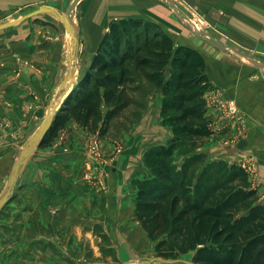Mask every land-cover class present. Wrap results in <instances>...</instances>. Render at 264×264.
<instances>
[{
  "label": "rangeland",
  "instance_id": "obj_1",
  "mask_svg": "<svg viewBox=\"0 0 264 264\" xmlns=\"http://www.w3.org/2000/svg\"><path fill=\"white\" fill-rule=\"evenodd\" d=\"M175 1L178 8L167 5L163 0H153V17L149 14L150 6L141 12L142 3L139 2L141 14L136 16L135 25L131 23L130 19H125L127 29L123 33V36L132 35V42H136L134 38L136 32L143 37L146 31L144 24L150 23L159 32H165L171 36L176 44H183L188 46L186 48L190 47L197 51L199 50L195 46L197 45V41H199L198 39H206L200 35L207 36L208 40L218 44L219 53L230 55L241 61H248L251 69L253 68L252 71L259 70L260 73L264 72V0ZM242 9H246V13H249L253 18L243 19L241 17ZM55 13L58 16L57 13L63 12L57 11ZM187 16L192 20L193 25L187 20ZM113 19H117V22L122 26L120 20H118L120 19L119 17ZM113 19L107 22L106 30ZM165 19L171 22V29L165 26L163 22ZM194 28H198L200 35L195 34ZM149 37H152V32L149 33ZM121 47L125 49L128 47V44L122 42ZM143 53H140L139 57ZM68 62L69 59L65 65L68 64L67 66H69ZM129 65L131 67L134 66L132 61L129 62ZM79 69L82 70V67ZM144 72L146 73L147 70H143ZM65 73L67 71H63L62 66L59 76L63 75L64 77ZM137 76V83L141 82V86L139 84L140 89L137 88V91H145V94L139 92L137 95V98L144 102L142 106L137 105L136 102L134 103L135 105L125 108L112 119L107 132L104 134L100 133L99 126L92 130L83 126L95 136L97 132L96 137L101 143L102 160L98 161L95 166V170L100 171L97 174L100 180L97 183L96 175L92 178L94 183L100 186L101 189H107L109 185L107 181L108 172L111 171V166L114 165L120 155H123L124 159L126 157L127 159L123 164L124 171L121 173L122 177L119 184L125 181V189H134L132 213L135 218L134 206L138 189L142 186L146 187V189H153L154 186L156 188L159 184L154 176L150 159L148 162L147 160L145 161V154H147V151L151 147L167 141L170 143L172 139V143L175 145L170 151L169 162L173 169L169 168V171L174 178L173 182L177 184L176 189H182L181 181L184 179L186 182L183 181V183H188L184 188L187 189L186 193L194 195L195 190L201 184V178L211 175V171L216 172L223 166L237 165L246 173L249 182L248 186L256 190L258 200L264 203V193L260 192L257 188V157L255 151L246 145L249 130L245 120V110L243 109V111L240 108L238 100L233 97H223L220 91L211 88L209 85L203 93L209 133L204 137L195 138L194 141L190 136L184 135L177 136L174 139L173 123L164 120L162 115H160L162 94L159 88L151 85L148 80H143L140 73ZM165 77H169V74L166 73ZM76 81H73L69 90L74 86ZM60 83L61 81L58 82L56 90L53 89L48 94L47 101L43 102L42 112L39 113L42 118L64 93V87L62 86L66 82L62 85ZM257 88L258 91L256 92ZM135 91L132 93L133 95H136ZM259 91L257 84L247 89L246 102L249 104L252 102L251 106L263 109L264 100L262 97L264 92L261 91L262 93H260ZM156 93L161 94V97H158L159 102H156L158 115L150 112L148 115L144 114L147 109L148 98L150 96L155 97ZM250 95L253 96L251 97ZM216 97L233 99L238 106L237 113L230 114L229 107H221L216 104L214 102ZM246 108L248 109V107ZM252 110V108H249V111ZM141 119L143 120L142 122L140 121ZM38 120L34 123L32 132H35L39 127L40 122ZM32 132L29 134H32ZM88 134L86 136L87 142L89 138ZM25 140L20 142L14 156H11L10 162L7 165L8 169H5L6 172L0 175V193L7 183L11 165L23 147ZM132 140H134V145H136L132 147L136 148V157H138L139 161L131 157L133 154L131 147ZM61 146H64L63 143ZM61 146L60 148H56L68 150V147L63 149ZM192 151L202 152L200 162L184 165L183 162L186 160L185 153ZM201 162H209V165H205V169L202 170L199 177L197 165ZM83 164L84 161H82ZM164 165V167H167L165 163ZM186 166L188 172H186V175H183V169ZM131 171L133 172L131 173ZM80 186L82 187L81 184ZM16 187L17 185L14 184L10 190V195L13 192L16 193ZM43 191L47 198H51V196L53 199L56 198L51 193V189L44 187ZM15 196L13 198L10 197V200H7L8 202H5L0 208V264H87L93 260L120 261V254L139 256L138 261L144 264H188L181 259L191 260V256L194 253L191 250L176 257L181 259L169 262L156 259V257L162 256L157 254L154 249L155 241L149 239L139 222L138 225L140 227H138L140 231H137L135 227L130 228L129 237H132L134 242L132 244L125 243L124 251H119L109 240L111 226H103L99 223H94L93 225H64L63 223L51 225L47 220V214L43 218V212L39 209L40 205L37 209H34L36 205L32 201H25ZM41 206V208H48L47 203ZM50 212L48 211V213ZM121 232L122 236H124L127 230L122 228ZM176 258L167 259L172 260ZM148 259L149 262L145 261Z\"/></svg>",
  "mask_w": 264,
  "mask_h": 264
},
{
  "label": "crops",
  "instance_id": "obj_2",
  "mask_svg": "<svg viewBox=\"0 0 264 264\" xmlns=\"http://www.w3.org/2000/svg\"><path fill=\"white\" fill-rule=\"evenodd\" d=\"M71 1L0 0V24L17 18L41 4L48 7V10L0 28V175L6 172V168L8 169L10 158L14 156L20 142L31 135L29 133L33 131L37 119L39 122L43 119L39 115L43 102L47 101L46 98L53 89H57L62 66L68 65L65 63L73 51V44L70 45V31L55 12L65 13ZM139 2L142 3V11ZM148 6L149 14L153 17V0L75 2L73 12L78 23L80 39L75 61V80L88 65L107 28V22L122 16H138L141 14L140 11L143 12ZM242 10L243 19L253 18L246 13V9ZM165 20H163L165 26L171 29V22ZM198 40L195 48L205 59V73L211 88L220 91L223 97L236 98L240 108L245 110L249 130L246 145L255 151L258 161L257 188L264 193V107L262 109L251 106L252 102L250 104L246 102L245 97L246 90L255 84L259 86L260 93L264 92V72L252 71L253 68L251 69L248 61L219 53L218 44L213 41ZM81 67L82 70L79 69ZM67 73L64 74L67 78L65 84L70 81ZM158 97L160 98L161 94L156 93L155 97L148 98L144 114L148 115L150 112L158 115L156 103L159 102ZM262 99L264 100V95ZM249 108L253 110L249 111ZM88 133L89 130L75 120H67L49 144L37 146L32 151L18 173L15 182L16 193H11L10 197L16 195L17 198L32 201L36 205L34 209L40 205L43 218L47 214V220L51 225L99 223L111 226L109 231L111 244L119 251H124L125 243L134 242L132 237H129L130 228L135 227L140 231L138 220L132 213L134 189H125V181L119 184L121 173L124 171L123 164L127 158L124 159L123 155L118 157L108 172L107 189H101L92 178L84 176L85 168L82 161L85 158ZM60 137V144L63 143L68 150H60V146L59 148L53 146L52 142ZM132 146H136L134 140L131 141ZM132 150L131 157L139 161L136 157V148L132 147ZM44 187L51 189L56 198L53 199L52 196L47 198L43 193ZM45 203L48 204V208H41ZM122 228L127 230L124 236ZM119 258L120 261L131 263L138 261L139 256L120 254ZM145 261L149 262V259Z\"/></svg>",
  "mask_w": 264,
  "mask_h": 264
},
{
  "label": "trees",
  "instance_id": "obj_3",
  "mask_svg": "<svg viewBox=\"0 0 264 264\" xmlns=\"http://www.w3.org/2000/svg\"><path fill=\"white\" fill-rule=\"evenodd\" d=\"M119 18L122 26L117 19L110 22L85 71L56 110L39 146L49 144L69 119L91 130L99 126L102 134L107 132L112 119L125 108L136 102L144 104L137 98L139 92L145 94L144 90L137 91L141 86L136 80L139 73L143 80L159 88L160 115L173 123L174 139L184 135L194 141L209 133L203 93L210 82L203 55L176 44L150 23L144 24V36L136 32V42H132V35L123 36L127 29L125 19L135 25L137 17ZM122 42L128 47L122 49ZM145 69L147 72L143 73ZM166 73L169 77H165ZM134 91L136 95L132 94ZM174 145L171 139L170 143L147 151L145 161L150 159L159 184L153 189L142 186L135 197V218L149 239L155 241L157 254L176 258L193 250L191 260L198 264H264V203L248 186L246 173L237 165L220 167L201 178L194 195H189L184 189L188 183H183V179L182 189H176L169 171L173 169L169 161ZM185 154L184 165L202 157L201 151ZM206 164L209 162L198 163L199 177ZM183 170L186 175L187 166Z\"/></svg>",
  "mask_w": 264,
  "mask_h": 264
},
{
  "label": "water",
  "instance_id": "obj_4",
  "mask_svg": "<svg viewBox=\"0 0 264 264\" xmlns=\"http://www.w3.org/2000/svg\"><path fill=\"white\" fill-rule=\"evenodd\" d=\"M76 1L77 0L71 1V3L67 6V8L65 10V13H57L59 18L63 19L67 30L68 31L70 30L71 39L73 41V51H72V54L69 58V60H70L69 66H67V65L63 66V71L67 69V72H68L67 76L68 77H70L74 74L73 72H74V68H75V61H76V58L78 56L79 43H80L79 33H78V23H77V20L75 18L74 12H73V7H74V4ZM163 2H165L167 5H169L173 8H178L177 2L175 0H163ZM45 10H48V7L46 5L41 4L38 7H35L32 10L18 16L17 18H14L12 20H8V21L1 23L0 28L7 26V25H11V24L16 23V22H18L24 18L30 17L36 13H39V12L45 11ZM187 20L193 25L192 20L188 16H187ZM194 32H195V34L200 35L198 28H194ZM200 36H202L206 39L208 38L207 36H203V35H200ZM73 76L76 78V75H73ZM59 80L61 81L60 84L62 85L65 83V80H67V78L65 76L63 77V75H61ZM68 92H66L65 94L63 93L61 95V97L58 100V103L55 106V109L52 112L49 111L43 117V119L41 120L37 130L35 132H33L24 141L23 147L20 149L17 157L15 158V160L13 161V163L11 165V170H10V173H9L7 181H6L7 183L0 193V208L9 199L10 190L13 188V186L16 182V179H17V176H18L20 169L25 164V162L27 161V159L31 155L32 151L37 146H39L42 137L45 135V133L47 132L48 128L51 125V122H52V119H53V116H54L56 110L59 108V106L61 105L62 101L64 100V98ZM156 259L169 262V261L179 260L181 258H176V259L171 260V259H167V258L156 257ZM181 260H184L190 264H198V263H195L189 259H181ZM87 264H144V263H142L140 261H135V262H131V263H124V262H120V261L93 260V261L88 262Z\"/></svg>",
  "mask_w": 264,
  "mask_h": 264
},
{
  "label": "built area",
  "instance_id": "obj_5",
  "mask_svg": "<svg viewBox=\"0 0 264 264\" xmlns=\"http://www.w3.org/2000/svg\"><path fill=\"white\" fill-rule=\"evenodd\" d=\"M214 102L221 107H229V113L230 114H236L237 113V104H235V101L233 99L223 98V97H216L214 99ZM97 136V132L95 133ZM88 142L86 146L85 151V160H84V176L86 178H93L97 174H99L98 171L95 170L94 163L102 160V153H101V146L100 141L98 138L91 132L88 134ZM61 137L57 138L53 141V145L55 147L61 146ZM63 149H66L64 146H61ZM99 177L97 175V183L99 182Z\"/></svg>",
  "mask_w": 264,
  "mask_h": 264
},
{
  "label": "bare ground",
  "instance_id": "obj_6",
  "mask_svg": "<svg viewBox=\"0 0 264 264\" xmlns=\"http://www.w3.org/2000/svg\"><path fill=\"white\" fill-rule=\"evenodd\" d=\"M70 31V30H69ZM69 34H70V39H71V33L69 32ZM71 41H72V39H71ZM70 41V45L72 46V44H73V41L71 42ZM73 48V47H72ZM74 74L73 75H76V73H75V69H74V72H73ZM70 76V81H69V83L68 84H64L63 85V87H64V94L66 93V92H68L69 91V88L71 87V85H72V83H73V81H75V77L74 76ZM59 99V98H58ZM58 99H57V101L51 106V108H50V111L52 112L54 109H55V106H56V104L58 103Z\"/></svg>",
  "mask_w": 264,
  "mask_h": 264
}]
</instances>
